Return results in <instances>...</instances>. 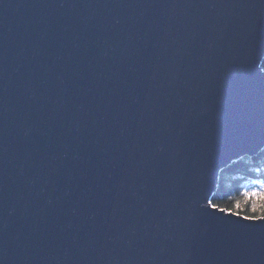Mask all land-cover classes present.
Here are the masks:
<instances>
[{
    "label": "water",
    "instance_id": "95a60500",
    "mask_svg": "<svg viewBox=\"0 0 264 264\" xmlns=\"http://www.w3.org/2000/svg\"><path fill=\"white\" fill-rule=\"evenodd\" d=\"M263 57L264 0H0V264H264Z\"/></svg>",
    "mask_w": 264,
    "mask_h": 264
},
{
    "label": "trees",
    "instance_id": "16d2710c",
    "mask_svg": "<svg viewBox=\"0 0 264 264\" xmlns=\"http://www.w3.org/2000/svg\"><path fill=\"white\" fill-rule=\"evenodd\" d=\"M264 58V57H263ZM264 72V59L260 64ZM264 179V148L253 157L240 158L221 169L217 177V186L210 199L211 205L217 209H234L237 200H242L244 191H252L259 187V181ZM249 206H243L242 215L250 214Z\"/></svg>",
    "mask_w": 264,
    "mask_h": 264
},
{
    "label": "snow or ice",
    "instance_id": "6c2138e0",
    "mask_svg": "<svg viewBox=\"0 0 264 264\" xmlns=\"http://www.w3.org/2000/svg\"><path fill=\"white\" fill-rule=\"evenodd\" d=\"M242 200H237L233 206L235 210L223 208L219 210L226 211V214L235 215L244 220L255 221L257 219L264 220V179L259 181V187L253 188L252 191H244L242 194ZM216 208V205H211ZM243 206H249L248 211L250 214L242 215L241 209Z\"/></svg>",
    "mask_w": 264,
    "mask_h": 264
},
{
    "label": "rangeland",
    "instance_id": "374dc122",
    "mask_svg": "<svg viewBox=\"0 0 264 264\" xmlns=\"http://www.w3.org/2000/svg\"><path fill=\"white\" fill-rule=\"evenodd\" d=\"M245 158V157H244ZM240 159V158H239ZM238 161V160H237ZM235 162V161H234Z\"/></svg>",
    "mask_w": 264,
    "mask_h": 264
}]
</instances>
